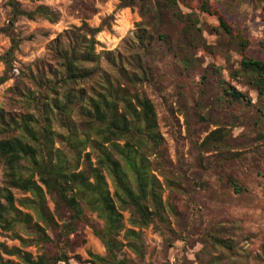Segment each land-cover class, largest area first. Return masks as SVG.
<instances>
[{"label": "rangeland", "instance_id": "374dc122", "mask_svg": "<svg viewBox=\"0 0 264 264\" xmlns=\"http://www.w3.org/2000/svg\"><path fill=\"white\" fill-rule=\"evenodd\" d=\"M123 1L127 4L129 0H18L25 11L46 6L59 17L56 21L40 15L17 18L13 29L21 42L14 53L11 78L0 85V109L34 113L39 125L53 133L54 151H60L72 166L79 162V170L88 166L87 154L95 165L97 153L86 140L92 123L77 103L64 117L51 104L53 97L63 99L62 95L47 92L44 85H38L41 111L12 96L10 89L23 85L36 89L28 71L37 64L48 67L47 71L55 68L50 48L65 32H77L84 25L100 28L98 53H125L134 63L130 70L139 75L145 72V78L129 88L152 101L161 135L158 149L144 150L152 173L163 186V216L138 228L129 222L132 211H122L125 229L140 231L144 244V259L127 247L123 249L128 261L261 264L258 256L264 250V117L259 112L262 102L256 88L246 78H236L235 72L245 55L264 60V0H178L185 14L183 20H174L169 10L158 15L148 8L155 6L151 0H130L126 7L122 6ZM158 1L162 6L166 4V0ZM203 4H207L209 11L204 10ZM221 16L231 33L222 29ZM12 17L10 0H0V56L12 44L3 31ZM158 21L160 28L156 27ZM141 29L155 38L152 55L145 54L138 45H128ZM160 35L168 43L160 41ZM239 36L248 41L245 49L239 44ZM140 54L147 56V62H137ZM185 55L191 58L188 65L183 61ZM104 65L114 73L107 63ZM4 70V63H0V77ZM222 81L235 85L253 104L229 103L223 96ZM122 83L126 80L122 79ZM223 128L229 136L220 150L203 149L204 139ZM104 174L113 191L106 170ZM3 185L1 168L0 188ZM13 192L17 200L29 195L20 189ZM47 202L55 222L46 231L53 243L46 246L30 242L23 250L35 257L65 253L70 264H90V252L106 254L102 241L95 235V230L103 229L105 224L97 213L85 208L76 230L67 236L63 228L66 211L56 208L51 195H47ZM21 235L36 239L33 235ZM123 235L124 232L121 238ZM214 238L233 240L235 248L218 246ZM2 240L9 246H21L19 240H11L6 234Z\"/></svg>", "mask_w": 264, "mask_h": 264}, {"label": "trees", "instance_id": "16d2710c", "mask_svg": "<svg viewBox=\"0 0 264 264\" xmlns=\"http://www.w3.org/2000/svg\"><path fill=\"white\" fill-rule=\"evenodd\" d=\"M151 1L155 2V6L148 8L158 15L169 10L174 20L185 19L178 0H166L163 6L158 0ZM129 4L130 0L127 4L123 1L122 6ZM10 5L13 17L9 27L3 31L10 36L12 44L7 53L0 56V63L5 65L0 85L11 78L14 53L21 42L13 29L17 18L40 15L56 21L59 17L57 12L46 6H40L36 11H25L18 0H10ZM202 7L209 11L207 4ZM219 21L222 29L231 33L223 16ZM160 24L158 21L156 27L160 28ZM83 29L65 32L52 43L50 50L56 62L55 68L50 67L47 71L48 67L37 64L28 71L36 89L23 85L10 89V92L22 103L41 111L43 105L38 85L42 84L47 92L62 95L63 99L53 97L51 104L64 117L77 103L80 112L92 123L91 134L86 140L91 142L97 153V163L90 162V155L87 154L88 166L79 170V162L72 166L60 151H54L53 133L39 125L34 113L0 109V169L4 177V185L0 188V264L69 263L65 253H43L35 257L22 248L30 242L46 246L53 243L46 231V227H53L55 222L48 207L47 195L53 197L56 208H62L67 213L63 227L67 236L76 230L85 208L97 213L104 221L103 229H96L95 235L102 241L106 254L90 252V264H131L123 252L125 247L144 259L142 234L133 228L125 229L122 211H132L129 222L138 228L147 227L163 216V186L152 173L151 162L144 150L145 147L155 150L161 145L156 110L150 99L132 93L129 88L145 78V72L139 75L130 70L129 66L134 63L125 53H98L97 34L101 29L88 25H84ZM238 38L241 48L245 49L248 41L241 36ZM159 40L168 43L164 35H160ZM154 41L153 35L141 29L128 45H138L145 54L152 55ZM139 56L138 63L147 62V56ZM190 60L188 55L183 57L187 65ZM105 63L114 73L106 69ZM235 77L246 78L256 88L262 102L259 112L264 117V60L245 55ZM122 79L126 83H122ZM221 88L229 103L253 104L252 99L232 83L222 81ZM228 136L226 129H217L204 139L201 146L206 150H220ZM105 170L111 178L113 191ZM13 189H20L29 195L17 200ZM22 233L33 235L36 239L25 238ZM3 234L11 240H19L21 246H9L2 240ZM214 241L229 250L235 248L233 240L214 238ZM258 258L264 264V250Z\"/></svg>", "mask_w": 264, "mask_h": 264}]
</instances>
